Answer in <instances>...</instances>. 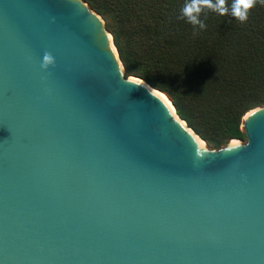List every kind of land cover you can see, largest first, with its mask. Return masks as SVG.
I'll list each match as a JSON object with an SVG mask.
<instances>
[{
  "label": "water",
  "instance_id": "1",
  "mask_svg": "<svg viewBox=\"0 0 264 264\" xmlns=\"http://www.w3.org/2000/svg\"><path fill=\"white\" fill-rule=\"evenodd\" d=\"M154 89L85 0H0V264H264V103L212 147Z\"/></svg>",
  "mask_w": 264,
  "mask_h": 264
},
{
  "label": "trees",
  "instance_id": "2",
  "mask_svg": "<svg viewBox=\"0 0 264 264\" xmlns=\"http://www.w3.org/2000/svg\"><path fill=\"white\" fill-rule=\"evenodd\" d=\"M85 1L104 18L127 74L163 91L209 146L244 138L242 116L264 103V4L244 22L205 9L200 28L182 16L186 0Z\"/></svg>",
  "mask_w": 264,
  "mask_h": 264
},
{
  "label": "clouds",
  "instance_id": "3",
  "mask_svg": "<svg viewBox=\"0 0 264 264\" xmlns=\"http://www.w3.org/2000/svg\"><path fill=\"white\" fill-rule=\"evenodd\" d=\"M259 2L264 4V0H259ZM256 3L257 0H232L231 8H229L227 0H186L181 9V14L191 25H199L200 28H204L205 24L200 19V15L205 9H210L221 16L230 12L233 17L244 22L248 19V13ZM53 64L54 57L51 53L45 52L40 67L46 69Z\"/></svg>",
  "mask_w": 264,
  "mask_h": 264
},
{
  "label": "bare ground",
  "instance_id": "4",
  "mask_svg": "<svg viewBox=\"0 0 264 264\" xmlns=\"http://www.w3.org/2000/svg\"><path fill=\"white\" fill-rule=\"evenodd\" d=\"M145 83V82H144ZM148 86V85H147ZM154 90H157V89H154ZM157 91H159L160 93H162V95L170 102V104H171V106H172V108H173V111H174V113L176 112L175 111V108H174V105L172 104V102H171V100L169 99V97L164 93V92H162V91H160V90H157ZM237 140H239V139H237ZM239 141H241V140H239ZM204 142V141H203ZM204 145L206 146V144L204 143Z\"/></svg>",
  "mask_w": 264,
  "mask_h": 264
},
{
  "label": "rangeland",
  "instance_id": "5",
  "mask_svg": "<svg viewBox=\"0 0 264 264\" xmlns=\"http://www.w3.org/2000/svg\"><path fill=\"white\" fill-rule=\"evenodd\" d=\"M244 133V132H243ZM241 141H245L246 140V137H245V134H244V138L243 139H240Z\"/></svg>",
  "mask_w": 264,
  "mask_h": 264
}]
</instances>
